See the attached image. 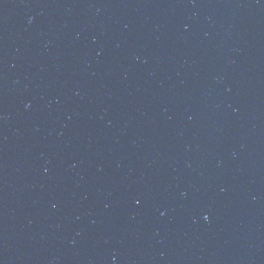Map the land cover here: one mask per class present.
<instances>
[{
	"label": "water",
	"instance_id": "95a60500",
	"mask_svg": "<svg viewBox=\"0 0 264 264\" xmlns=\"http://www.w3.org/2000/svg\"><path fill=\"white\" fill-rule=\"evenodd\" d=\"M0 264H264V0H0Z\"/></svg>",
	"mask_w": 264,
	"mask_h": 264
}]
</instances>
